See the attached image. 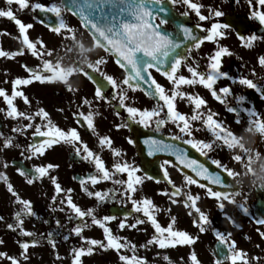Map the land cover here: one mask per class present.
<instances>
[{"label": "flooded vegetation", "instance_id": "1", "mask_svg": "<svg viewBox=\"0 0 264 264\" xmlns=\"http://www.w3.org/2000/svg\"><path fill=\"white\" fill-rule=\"evenodd\" d=\"M46 1L48 2L41 5L51 7V1ZM155 1L160 4L157 13L153 16L155 19L147 26L131 30L144 31L145 27L150 31H157V35H159L157 38L159 48L164 46L167 39L162 36L157 29H162L164 32L170 34L172 39L181 44V48L177 50V54H183L187 57V60L186 62H182L175 75H183L186 78H191L185 64L192 65L193 67L198 66L200 71H205L206 65L209 62L208 58L217 50V44L215 42L203 40L201 46L196 49L192 46L190 40L185 41L183 39L181 28L189 27L194 35L202 39L203 36L206 35V32L201 29H207L213 21H198L195 13L183 3V0ZM253 2L255 3V0H253ZM190 3L202 5L201 13L206 17L209 15L210 7L224 13V15L219 18H213L215 22L229 25L227 29L223 30L226 34L225 37L219 38V45L227 47L231 53L230 55L221 57V71L228 73L229 76L236 81L233 82V79L220 78L214 85V89L222 96L225 103H221L214 99L210 92L199 84L180 86L181 91L187 94L199 95L206 101L200 109L196 110L197 113L201 115L202 119L190 121L191 136L180 133L177 125L171 121L162 126L159 131L156 130L155 123H151L147 128L137 123H128L127 127H117L118 125L127 123V113L124 109L119 108L118 97L117 99L111 98L113 90L111 86L107 85L105 82L106 86L102 95L106 99H97L95 96L96 85L88 76L84 75V73L87 72L90 76L101 80L103 77L100 73L113 77L118 85L116 91L119 92L123 90L126 93V106H133L139 110H151L156 106L157 101L145 94V90L148 88L151 81L145 83L144 92L138 87L133 89L124 84L123 81L126 78L124 72L114 63L112 57L107 52L93 43L82 23L64 9L59 1L58 7L62 9L61 18L65 22V28L62 29L60 33H55L51 30L57 23V18L53 13H45L36 9L30 12L25 11L23 15L22 23L25 25H32L31 28L26 29V32L32 33V35L30 34L29 36V40L36 44V50L41 54L39 58L33 57L28 52L26 46L22 44V38H20L18 27L14 21L11 22V20H6L7 22L4 21L0 23V51L18 53L15 56L0 57V90H3L6 95L10 96L12 92V81L14 79L29 78V73L25 70V66L34 70H39L42 69L43 60L52 62L53 66L57 69V74L60 75L66 83L58 80L44 83L33 81L29 85L17 86V91L22 92L28 99V104L24 103L22 97H16L13 100V104L18 111L34 114L42 108L49 114L48 119L60 129L67 131L69 128H75L81 140L90 150L101 156L105 166L110 171L112 170V163L115 159H119L122 163L126 162L135 166L139 169L136 175L144 177L143 186L145 197L151 198L153 201H161L164 202V204L167 202L170 206H177V204H180L184 199L183 195L174 197L178 202L172 204L170 196L163 194L173 191L172 185H169L164 179L165 171L168 173V178L173 184L181 188L182 193L190 192L193 194L197 191L206 195L207 188H200L197 184L186 185L184 181L185 175L170 162L167 165H163L165 160H158L156 154L149 155L147 152L145 153V141L159 139L169 143H182L179 140L173 141L171 139L174 135H181L183 139L201 140L207 143H213L214 145H220L215 147L212 151H209L207 157H201L204 160L210 161V159H216L221 153L224 157L231 160H233V156L240 157L241 149L240 147L238 148L237 145L239 138L244 135L245 128L248 133L252 132L254 134V138L263 139L262 134L257 132L254 125H249L248 121L251 119L259 120L261 123H264V98H262V95H264V67L259 64V57L264 55V26H261L258 21L249 19L250 12L255 9L250 8L246 0H239V3H237L236 0H190ZM98 4L103 10L110 8L112 4L120 6V3L116 0H101ZM39 12H41L42 15H40ZM185 12H187L186 16L184 15ZM124 14L128 15L127 13ZM120 17L121 13L115 15L114 20L119 23L117 26L123 29V25L127 21L122 20ZM25 19H29L31 23L26 22L27 20ZM96 20L99 23V28L108 29L112 27L108 22L112 21L113 18L111 15H107V11H102V14L96 17ZM128 20L138 23L137 21H133L130 15H128ZM161 20L165 22L161 24ZM44 22L48 24L44 25ZM198 23L200 25L199 28L197 27ZM238 34L243 36L255 34L260 37V39L254 41L251 48H245L238 39ZM41 45H43V47ZM188 49L191 50L189 51ZM21 50H23L22 54H20ZM49 51L51 55H48ZM98 61L101 63H98ZM94 67H98V71L93 72L91 69ZM42 74L48 75L46 72H42ZM148 75H151L152 79L159 83L166 90L167 94H171L173 85L161 74V72L149 69ZM240 78L251 79L262 91L258 93L253 89H248L246 86L240 85L238 82ZM69 87H71V90H69ZM223 87H228L230 93L227 95L219 93V89ZM239 96L245 97V100L243 102H238L237 97ZM85 100L91 103L85 104ZM160 103L162 104L163 102ZM174 104L176 110L186 117L190 118L193 114L194 106L186 98L181 99L178 97L174 101ZM227 107H233L236 111L230 113L226 110ZM242 109L252 110L256 115L249 117ZM166 111L165 108L164 112L161 113V117L165 115ZM89 112L93 113L95 134H93L92 130L87 128V124L82 117H80L79 122H77V117L80 113L87 115ZM208 114H212L213 119L221 123L222 127L234 134L235 139L230 138L229 140L232 144L230 149L222 146V142L215 141L214 137L203 125L202 120L206 118ZM28 123V120L20 117L16 119L8 117L7 105L3 97H0V139L4 142V138H11L13 142V155L9 163L11 161H16L30 170L35 166H46L47 164L56 165V167L48 171V175L39 179H34L33 184H31V186H34L36 183L41 185L39 191L42 193L44 199V217H30V224H28L25 229L35 235L22 236L20 232H15V239L17 242L13 257L18 260V264H36L37 261H42V259L49 254V259L45 258L42 264H71V249L78 247L79 242L78 239L75 238L77 235L71 234L70 229L76 226L79 221L69 220L68 216L70 210L60 203L61 199L69 195L66 191L67 189H72L70 195L74 203L84 210L89 207H95L98 217L112 215L111 209L114 207L122 208L125 214L132 213V204L120 195L123 188L113 185L111 181H101L95 186H92L90 182L86 183L90 191H106L118 188L114 199L97 205L95 198L88 197L86 193L81 190L79 179L94 173V165L78 157L71 145L57 143L50 148H46L44 155H35L28 158L31 155L28 151V145L40 143L45 139L33 135L35 130L34 125L43 123L38 116L32 121L33 127L24 129L22 134L13 131V129L18 126L27 125ZM105 136L111 139L112 148L121 151V157H113L107 146L101 150L98 141L99 138ZM129 140H131L132 143H129ZM15 145H19V147ZM139 152L147 157L142 160ZM197 154L199 155V153ZM233 165L237 166L238 162L234 161ZM8 169L15 177L23 180L27 184L25 177L18 172V169L10 165L7 170ZM235 173L236 176L231 180L234 185L235 182L238 184V186H235L238 189L237 192L240 193V195L235 197V201L239 199L241 204H246L244 207L251 208L252 214L255 202L254 195L251 193L252 185H250L247 178H245L246 174H242L241 171ZM50 177H55L61 188L65 190L57 195V199L54 203L52 197L55 194V190ZM149 177H151V179H149ZM115 178L126 180L127 174L122 173ZM139 188H142V186H139ZM63 206H65L66 210H59ZM3 211H5L4 205L3 209L0 208V212ZM160 212H162V209ZM168 212L164 215L167 218L166 220L160 216L162 221H157L163 227H167L168 223L171 221V217H173L168 214ZM136 216L143 218L142 213H132L127 220V224H129L128 221L130 220L134 222ZM115 217L116 219L107 223V226L110 227L113 233L116 231L117 223L119 224L125 216L115 215ZM175 218L179 220L176 221L174 225L177 223L180 226V219H182V224H184L180 226V228L177 226L178 229H183L190 234L185 225L189 224L193 229L197 230L192 233V237H194V243L192 245H177L182 248V254L178 256V264H191V261L188 259L191 255L188 254V249L190 248L192 251H198L200 255L199 264H216L211 252L214 244L219 241L216 239L211 225H205V231L200 232L199 226L193 224V220H198V216ZM187 220H190V222H187ZM57 221L60 222L59 226L57 225ZM31 224L35 225V229L32 228L30 230V227H33ZM145 224L147 232L150 231L153 235L154 230L151 228L150 224ZM89 227H91V225ZM142 227L144 232V224ZM2 228L3 224L1 223L0 230ZM96 228L100 229L98 227ZM126 228L128 227L126 226L124 229ZM49 232L53 233L55 244L60 246L62 251H64L62 252L64 255L59 251L54 253L49 252V247L51 246L47 240V234ZM65 235L69 237L67 241L63 239ZM33 240L39 243L33 245L31 243ZM22 242L29 243V248L26 251L20 247ZM30 247L37 248L38 253H40L34 254L33 251H35V249ZM22 251L27 259L21 256ZM193 253L196 254V252ZM202 258H204V260H202ZM6 260L5 258H0V263ZM226 264H231V262L227 260Z\"/></svg>", "mask_w": 264, "mask_h": 264}, {"label": "snow or ice", "instance_id": "2", "mask_svg": "<svg viewBox=\"0 0 264 264\" xmlns=\"http://www.w3.org/2000/svg\"><path fill=\"white\" fill-rule=\"evenodd\" d=\"M153 2L154 0H122V4L127 5V8L121 9L120 17L122 20L127 21L123 25L126 31L131 29H140L143 26H147L153 21V19H155L153 16H151L149 11L142 10L141 8L137 7V5L146 6ZM236 2L239 3V0H236ZM246 2L249 4L250 8L255 9L250 12L249 19L258 21L261 26H264V0H255V3L253 2V0H246ZM6 3L8 5L15 3L19 6L20 10H24L29 7L28 0H6ZM183 3L195 13L198 21H213L211 22L210 27H208L207 29H201L202 31L206 32V35L203 36L202 39L194 35L189 27L181 28L183 39L185 41L190 40L192 42V46L196 49L201 46L203 40L215 42L217 44V50H215L214 53L211 54L208 58L209 62L206 65L205 71H200L198 69V66L193 67L192 65L185 64L191 78H186L183 75H175L177 73L178 67L182 64V62H186L187 57L183 54H177V50L181 48V44L172 39L171 35L164 32L162 29H157L158 31H160L161 35L166 37L167 39V42L162 48L149 50L142 48V46H139L128 49V51L123 55L113 53L116 57H118L117 63H120L122 61V67L131 69V74L129 76H126L125 80L123 81V83L128 85L129 88L134 89L135 87H139V82L151 81L148 88L145 90L146 95L157 101L156 106H154L151 110H139L138 108L133 106H126V93L123 90L119 92L116 91L118 85L113 77L100 73V75L103 77V79L101 80L90 76L87 72L84 73V75L88 76V78L92 80V82L96 85L95 96L97 99H106L102 95V92L104 91L106 86L105 82L107 85H110L113 90L111 98L117 99L118 97L119 108L124 109V111L127 113V123L118 125L117 127H127L128 123H137L147 128L151 123H155L156 130L159 131L162 126L171 121L177 125L180 133L191 136L190 121H197L202 119L201 115L197 113L196 110L200 109L201 106L206 103V101L199 95L187 94L181 91V85L199 84L207 89L214 99L221 103H225L222 96L218 94V92L214 89V85L220 78L233 79L229 76L228 73L221 71V57L230 55L231 53L229 52V49L227 47L219 45V38L225 37L226 34L223 30L227 29L229 25L215 22V20L213 19L221 17L222 15H224V13L218 9H212L210 7L209 15L206 17L201 13L202 5L198 3H190V0H183ZM70 4L72 7H75L77 9L83 25L87 26L89 22H95V12L85 11V9L90 8L89 0H70ZM31 8L32 10L39 9L41 12L55 14L57 23L53 28H51V30L55 33H60L61 30L65 28V22L61 18V7H58L55 4L51 7H45L39 3H35L31 5ZM96 11H102V9H96ZM125 12H127L128 15L132 16L133 21H137L138 23L129 21L128 15L124 14ZM184 15L186 16L187 12H185ZM0 17H7L10 20L14 21V23L18 27L20 38H22V44L26 46L28 52L33 57L39 58L41 54L36 50V44L32 43L29 40L28 35H26V29L31 28L32 25H25L24 23H22L21 20L18 19L11 10H0ZM164 22L165 21L161 20V24H163ZM197 27H200L199 23L197 24ZM238 39L241 41L243 47L251 48L253 42L257 39H260V37L255 34H251L248 36L238 34ZM41 46L43 47V45ZM188 50L190 51L191 49ZM22 51L23 50H21L20 54H22ZM137 51L143 52V60H141L140 57L136 56ZM17 54L18 53H7L4 51H0V57L15 56ZM48 55H51L50 51L48 52ZM98 63L101 62L98 61ZM259 64L260 66L264 67V55L259 57ZM151 68H156L157 71H161V74L164 75L167 80L173 85L170 95L166 93V90L159 83L152 79L151 75L145 76V74L148 73V70ZM25 70L29 73V78L14 79L12 81L11 95H6L3 90H0V97H3V100L7 105L8 117L13 119L20 117L29 121L27 125L18 126L17 128L13 129V131L20 132L22 134L24 129L33 127L32 121L36 116H38L43 122L41 124L34 125L35 130L33 132V135L43 137L45 139H43L40 143L28 145V151L31 154L28 158H31L35 155H44L46 148H50L57 143L71 145L78 157L94 165V173H91L88 176L81 177L79 179L81 190L85 192L88 197L95 198L97 205L114 199L118 188H113L106 191H90L86 183L90 182L92 186H95L101 181H111L113 185L123 188V191L120 192V195L131 202L132 213H142L143 218H141L140 216H136L134 218V222L131 224H127V220L132 215V213H127L124 219H122L118 224V229L123 230L126 226L128 228L135 229L137 225L145 223L150 224L151 228L154 230V233L152 237L146 242V244L140 245L141 248H147L148 246L153 244L158 249L162 250L168 249L170 247L175 248L177 245H192L194 243V237H192L186 231L174 229V223L176 219L175 217H171V221L168 223L167 227H163L160 223L157 222L155 215L161 209L155 206L153 204V201L149 198L141 197L139 200L134 198V194L138 190L136 186L142 183L141 177L136 175L139 169L126 162L122 163L119 159H115L112 163V170L110 171L105 166V163L102 160L101 156L90 150L89 147L81 140L75 128H69L67 131L60 129L58 126L53 124L50 119H48L49 114L42 108L36 111L34 114H28L26 112L17 110L16 106H14L13 104V100L16 97H22L24 99V103L28 104L27 97H25L22 92L17 91V86L29 85L33 81L44 83L58 80L66 83V81L57 74V69L53 66L52 62L48 60L42 61V69L34 70L25 66ZM91 70L93 72H96L98 71V67H94ZM42 72H46L48 73V75H44L42 74ZM233 82L236 81L233 79ZM238 82L240 85L246 86L248 89H253L258 93L262 91L261 88L251 79L240 78ZM69 90H71V87H69ZM219 93L227 95L230 93V89L228 87L220 88ZM178 97L181 99L186 98L194 106L193 114L190 118L186 117L176 110L174 101ZM262 98H264V95H262ZM244 100L245 97L243 96L237 97L238 102H243ZM160 102L163 103L161 104ZM84 103L90 104L91 102L85 100ZM165 108L167 111L165 115L161 117V113L164 112ZM226 110L230 113L236 111V109L233 107H227ZM242 111L246 112L249 117L256 115L254 111L249 109H242ZM80 117H82L86 122L87 128L89 130H92L93 134H95V129L93 126V113L89 112L87 115L80 113L77 117V122H79ZM202 123L214 137L215 141L222 142V146L226 147L227 149H230L232 147V144L229 142V140L230 138L235 139L234 134L226 128L222 127L221 123L213 119L212 114H208L206 118H203ZM248 124L254 125L257 132L264 135V123H261L259 120L250 119L248 121ZM171 139L173 141L179 140L183 144L189 145L192 149L199 153L201 157H207L209 151H212L215 147L220 146L201 140L183 139L181 135H174L171 137ZM98 143L101 147V150H103V148L107 146L113 157H121V151L119 149L111 147L112 141L109 137L105 136L99 138ZM129 143H132V141L129 140ZM145 144H147L148 146L149 155H153L157 152H165L175 158L177 165H182L184 168L189 169L197 177H200L202 180L207 181L208 185H214L219 189H222L213 190L212 187H207L206 195L208 197L216 198L217 201H220L222 199L228 201L229 203H236L235 197L237 195H240V193L232 190H223L233 188V184L230 182L229 178L234 179L236 173L233 170L226 169L224 166H222V163L219 159H210V164L215 166V168L218 170L210 171L204 163L200 162L198 159L190 158L187 150L175 143H165L160 140L151 139L146 140ZM11 146H13L12 139L4 138L3 148H8ZM15 146L19 147V145ZM232 159L239 162L241 157L233 156ZM168 163L169 161L165 160L163 162V165H167ZM3 167L6 168L7 163H4ZM54 167H56V165L47 164L46 166H35L31 170L18 169V172L22 176H24L26 182L31 185L34 182V179H39L48 175V171ZM224 171H226V176L224 175ZM122 173L127 174L126 180L115 178L117 175ZM0 179H3L5 181L8 192L11 193L12 196L16 197L15 202L21 205V208L13 214V220L15 223H9L7 227L13 231L19 229L22 236L35 235L34 233L26 231L22 226L23 219L25 217L35 215L31 206V202L27 199H21L17 195V193L13 189V186L7 182V178L2 172H0ZM50 179L55 190V194L52 197V201L54 203L57 199V195H59L61 192H64L65 190L61 188L55 177H50ZM149 179H151V177H149ZM164 179L168 182L169 185H172L173 191L171 193L163 194L170 196L172 204H176L178 202L174 197L183 195V206L190 209V215L192 214V211H194L198 215V220L194 219L193 224L199 226L200 232H204V226L209 223V220L207 215L202 212L199 207H197V200L199 199V197L192 195L190 192L182 193L181 188L176 187L168 178V173L166 171L164 172ZM184 181L186 185H193L198 183V181L196 179H193L190 175H185ZM235 185L238 186L236 182ZM198 186L200 188L206 187V185L203 183H200ZM66 191L67 193H69V195L61 199L60 203L61 205H65L67 209L70 210L68 216L69 220L79 221L76 226L70 229V233L79 236L82 242L80 247L71 249V264H82L81 258L86 254H92L93 246H98L102 249L117 250L118 259L122 262V264H147L144 258L138 257L135 254L136 247L134 245H131L127 238L114 235L110 227L107 226L108 222L116 219L115 216L103 215L102 217H98L96 215L95 207H89L86 210L82 209L80 206L73 202L72 196L70 195L72 189H67ZM218 207L223 210L224 204L220 203ZM238 207H240L242 211L247 213V208H245L243 204H239ZM59 210L63 211L64 208L62 207ZM0 219L3 218L0 217ZM257 223L264 224V219L258 220ZM59 224L60 222L57 221L58 226ZM90 225L96 226L102 230L103 240L86 238L82 235L83 230L88 228ZM215 235L219 243L221 245H224L227 249L226 254L223 250L220 251V258L217 259L216 264H223L224 259L230 261L231 264H236L237 260L245 258V253H243L242 251H236L234 248V244L229 243L222 233L216 232ZM262 235H264V233H262ZM63 239L67 241L69 237L65 235L63 236ZM47 240L48 243L51 244L53 248H55L53 233L49 232L47 234ZM122 240L123 242H121ZM31 243L35 245L39 242L33 240ZM84 245H87V247H84ZM20 247L21 249L26 251L29 248V243L22 242L20 244ZM121 249L129 250L133 253V255L127 256L119 254V250ZM21 256L24 259H27L23 251L21 252ZM0 258L10 260V264H18V260L15 257H9L6 253L0 252ZM162 259L164 261H167L168 264H172L170 258L166 254L162 256ZM188 259L191 261V264H199L194 253L191 254ZM245 264H247L246 259Z\"/></svg>", "mask_w": 264, "mask_h": 264}, {"label": "rangeland", "instance_id": "3", "mask_svg": "<svg viewBox=\"0 0 264 264\" xmlns=\"http://www.w3.org/2000/svg\"><path fill=\"white\" fill-rule=\"evenodd\" d=\"M51 1L52 5L58 6L57 0H49ZM48 1L46 0H28L29 7L20 10L19 6L15 3L8 5L6 3V0H0V10H11L15 14V16L21 20L25 11H31V5L35 3L43 4ZM6 20H10L7 17H0V23H3ZM26 22L31 23L29 19ZM7 22V21H6ZM12 22V20H11ZM32 35L30 32H26V35L28 37ZM7 123V121H6ZM248 134L247 129L245 128L244 135L239 138V141L242 137L246 136ZM263 139H256L255 143L252 145V150L250 151L248 148L244 147L243 145L240 146L241 149V159L238 162L237 166L233 165V160L224 157V155L221 153L216 159H219L222 163V166H224L226 169H231L234 172H242V174H246L245 178H247L248 173H251L253 163L259 164L262 159H264V135H262ZM238 141V142H239ZM3 141L0 139V172L4 173V175L7 178V182L10 183L13 186L14 191L17 193V195L21 199H27L31 202L32 209L35 213L33 217H44V199L42 197V193L39 191L41 188V185L39 183H36L34 186H29L28 183L26 184L23 180L18 179L15 177L9 168V161L13 155V149L12 146L8 148H3ZM7 163V167H3V164ZM142 179V183L140 185H137V192L134 194V198L139 200L141 197H145L144 194V177L140 176ZM2 183L0 184V208L3 209V205L5 206V211L0 212V217L3 219H0V225L3 224V228L0 230V252L6 253L7 256L13 257L14 256V248H16V239H15V232H20L19 229H16L15 231L10 230L7 225L9 223H15L13 220V214L14 212L18 211L21 208V205L16 203V197L12 196L11 193L7 190V185L3 179H1ZM139 186H142V188H139ZM254 186L251 187V193L254 190ZM185 193V192H183ZM192 195L198 196L199 199L197 200V207L201 209L202 212H204L209 220L208 225H211L212 231L215 234L216 232H220L225 236V239L229 243L234 244V248L236 251H242L245 253V258H242L240 260H237L236 264H245V259L247 260V264H264V226L262 224L257 223V220H255L251 214V208H247V213L241 210L240 207H238L239 199L236 201L235 204L229 203L225 200L217 201L215 198H210L206 195H203L200 192L193 193ZM154 198V197H153ZM151 199V198H149ZM152 200V199H151ZM153 201V200H152ZM220 203L224 204L223 210H221L218 205ZM153 204L157 206L158 208L162 209V212H157L156 219L159 222L161 220L162 216L164 220L167 218L164 216L168 212V214L172 215L173 217H188V216H198L194 211H192V214L190 215V209L185 208L183 206V202L181 201L180 204H177V206L169 205V203L164 202H156L153 201ZM56 205V203H55ZM181 205V206H179ZM246 205V204H245ZM244 205V206H245ZM64 210H66L65 206H63ZM165 213V214H164ZM31 216L25 217L23 219V228L25 229L29 223V219ZM179 219H175V222ZM162 221V220H161ZM190 222V220H187V222ZM133 221H128V223H132ZM180 226L184 225L182 224V219H180ZM33 227H30V230L33 228L35 229V225ZM143 224L137 225L135 229L132 228H126L120 231L118 229V223L116 226V231L113 233L114 235L127 238V240L130 242L131 245H134L136 247V255L138 257L144 258L147 262V264H168L167 261H164L162 259L163 255H167L172 264H178V256L182 254V248L179 246H176L175 248H168V249H158L154 244L148 246L147 248H141L140 245L146 244V242L152 237L151 232H147L146 230V224H144V232H143ZM186 228L190 232V235L193 236V232L197 231L196 229H193L191 225L185 224ZM179 226L177 223L174 225L175 230H182L178 229ZM179 226V228H180ZM26 230V229H25ZM82 235L86 238H93V239H99L103 240L102 230L97 229L96 227H89L82 232ZM146 237V238H145ZM75 238L78 239L79 245L81 246V240L79 236H76ZM123 242V240L121 241ZM106 243V242H105ZM84 247H87V245H84ZM34 248V247H30ZM35 251H33L34 254H39L37 248H34ZM59 251L61 254L64 255V251L60 248L58 244H55V248L52 247V245L49 247V252L54 253ZM188 254H192L193 252H196V257L199 262L200 255L198 251L188 249ZM119 254L131 256L133 253L126 249L119 250ZM49 259V254L42 259V261H37L36 264H42L44 259ZM204 260V258H202ZM163 261V262H162ZM82 264H122L121 261L118 259V253L117 250L113 249H102L98 246H93V253L92 254H86L81 258ZM213 263V262H212ZM0 264H10V260H6L5 262Z\"/></svg>", "mask_w": 264, "mask_h": 264}, {"label": "water", "instance_id": "4", "mask_svg": "<svg viewBox=\"0 0 264 264\" xmlns=\"http://www.w3.org/2000/svg\"><path fill=\"white\" fill-rule=\"evenodd\" d=\"M60 1L62 2L64 7L69 12H71L74 16H76L80 19L77 9L75 7L71 6L70 0H60ZM92 1H96V0H92ZM120 7L121 8H127V5L122 4ZM137 7L144 8V10L149 11L151 9H155L157 7V3L153 2V3L148 4L146 6L137 5ZM115 10L117 12V8H115V9L112 8V11H115ZM86 12H88V11H86ZM95 13H97V12H95ZM85 27L87 28V32L92 37L95 44L100 46L101 48H103L107 52H109L116 63H117L118 57H116L113 53L123 55L128 51V49L133 48V47H139V46H142V48L149 49V50H156L157 49L156 47L154 48L153 46H148L147 44H145V35L148 33V31H145V30H144V45H143L142 44V38H141V32H139V31L138 32L137 31H130V30L126 31V30H117V29L100 30L97 27V25H95L94 23H90V22ZM136 56L140 57L141 60L144 59L142 51H137ZM122 63L123 62L121 61L120 63H117V64L125 71L126 76H129L131 74V69L126 68V67H122L121 66ZM145 67H146V65H145ZM133 83H136V82H133ZM139 87L144 90V82H139ZM180 147H183L187 150L190 158L198 159L200 162L204 163L205 166L208 167L210 171H218L215 168V166H213L209 162L201 159L193 151L192 148H190L184 144H180ZM146 151L148 153V150H146ZM155 154H159L158 157H156V158H158V160H161V159L168 160V161L172 162L182 173H184L185 175L192 176L193 179H196L198 181L197 184L203 183L207 187H212L214 190H222V189H219L217 186L208 185L207 181H204L200 177H197L189 169L184 168L182 165H177L175 158L173 156H170V155L163 153V152H158ZM142 158H144V156ZM11 165L16 167L17 169L28 170L21 163H17L16 161H12ZM224 175L226 176V174H224ZM232 189H223V190H232ZM255 195H256L257 203L255 205L254 215L261 220V219H264V189L257 188L255 190ZM112 211H113V214H117V215L122 214L121 211H118V209H113ZM221 250H223L224 253L226 254L227 249L224 245L216 244L213 248V256L215 257L216 261H217V259L220 258V251ZM225 260L226 259H224V261Z\"/></svg>", "mask_w": 264, "mask_h": 264}, {"label": "clouds", "instance_id": "5", "mask_svg": "<svg viewBox=\"0 0 264 264\" xmlns=\"http://www.w3.org/2000/svg\"><path fill=\"white\" fill-rule=\"evenodd\" d=\"M254 143V134L252 132H249L246 136L240 139L237 147L239 148L241 145H243L251 151L252 145ZM247 180L250 185L259 189H264V159H262L259 164L255 162L253 163L252 171L251 173H248Z\"/></svg>", "mask_w": 264, "mask_h": 264}]
</instances>
